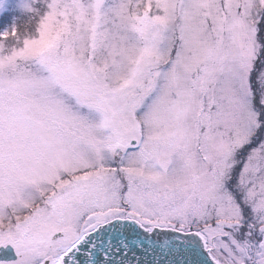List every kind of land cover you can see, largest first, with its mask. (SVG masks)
Listing matches in <instances>:
<instances>
[{
  "label": "snow or ice",
  "instance_id": "6c2138e0",
  "mask_svg": "<svg viewBox=\"0 0 264 264\" xmlns=\"http://www.w3.org/2000/svg\"><path fill=\"white\" fill-rule=\"evenodd\" d=\"M0 264H264V0H0Z\"/></svg>",
  "mask_w": 264,
  "mask_h": 264
}]
</instances>
